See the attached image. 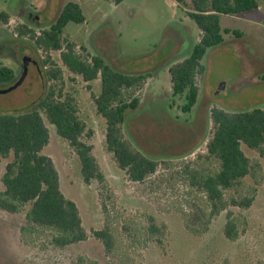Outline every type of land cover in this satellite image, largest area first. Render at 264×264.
<instances>
[{"label":"rangeland","instance_id":"rangeland-1","mask_svg":"<svg viewBox=\"0 0 264 264\" xmlns=\"http://www.w3.org/2000/svg\"><path fill=\"white\" fill-rule=\"evenodd\" d=\"M68 2L78 4L85 18L84 23H69L63 29V37L75 44L76 53L99 56L123 74L150 75L135 94L138 107L125 114L121 126L123 138L135 150L162 162L142 183L129 182L106 150L105 121L97 115L91 98V94H99V80L88 91L81 77L62 65L60 52L46 54L28 37L16 34V29L24 26L18 16L35 15L39 28L30 25L28 29L38 36ZM184 2L186 5L175 0H123L119 4L113 0H0V11L10 12L7 25H0V65L11 68L16 76L12 82L0 84V114L32 110L46 89L62 86L64 93H72L76 99L79 118L91 134H84L82 141L92 146L103 175L101 184L85 185L75 152L48 125L49 143L41 154L53 160L60 190L76 204L89 237L59 250L49 245L47 232L30 234L32 241L26 239L27 233L26 237L21 235L23 213L0 211V264H78L79 257L83 264L161 263L149 238V217L165 224L170 234L169 254L182 257L185 264L208 262L207 246L222 254L232 252L235 245L225 244L217 228L208 240L187 234L184 220L194 222L207 211V204L201 193L184 182V172L206 165L202 156L212 130L211 109L244 112L264 108V0H256L258 7L250 13L220 17V27L231 33L223 34L222 44L204 55L203 72L196 79L198 99L190 113L179 110L185 103L184 95L172 96L168 73L173 64L189 55L199 37L195 23L185 13L190 0ZM47 58L60 70L62 80L51 81L46 73L49 65L43 63ZM241 150L255 170L226 197L241 198L256 192L258 201L264 202V158L245 146ZM10 160L0 159V191L1 176ZM233 211L235 214L237 209ZM104 225L115 243L110 256L91 236Z\"/></svg>","mask_w":264,"mask_h":264},{"label":"trees","instance_id":"trees-1","mask_svg":"<svg viewBox=\"0 0 264 264\" xmlns=\"http://www.w3.org/2000/svg\"><path fill=\"white\" fill-rule=\"evenodd\" d=\"M122 1L113 0L115 4ZM175 1L186 5L184 0ZM257 7L256 0H190V9L185 13L199 30L198 41L185 59L168 69L172 96L184 95L185 103L179 107L181 112L190 113L197 103L196 79L203 72L201 61L204 55L210 48L222 44L223 34L231 33L220 27V17L250 13ZM9 18L8 12L0 11V25H7ZM84 21L80 6L68 2L54 23L38 36L25 26H19L16 34L28 37L37 50L46 54L60 52L62 65L70 73L80 76L88 91L92 90V83L99 80V94H91V98L97 115L105 121L106 150L129 182L142 183L156 173L162 162L135 150L123 138L121 126L125 114L138 107L139 99L135 94L144 87L150 75L123 74L113 70L99 56L76 53L75 44L63 37V29L69 23L82 24ZM232 34L239 35L235 31ZM43 63L45 67L49 65L50 70L46 73L51 81L62 80L60 70L55 68L52 60L47 58ZM15 77L11 68L0 65V83H10ZM209 116L212 130L204 145L206 154L202 156L206 165L202 169L184 172V182L203 195L207 211L194 222L185 219L183 225L187 234L202 240L211 238L217 228L224 243L235 246L231 253L226 250L224 254L211 251L207 246L208 262L196 263L264 264V202L258 201L256 192V195L241 198L226 197L255 170L254 163L245 156L241 146L264 158V108L244 112L214 108ZM48 125L75 152L82 182L85 185L103 182V175L92 155V146L82 141L84 134H91L79 118L74 95L64 93L62 86L57 90L49 87L34 109L0 114V159L11 157L1 176L0 211L24 214L25 226L21 235L26 237L27 233V240L32 241L30 234L47 232L49 245L65 250L86 241L89 236L76 204L60 190L53 160L41 154L49 143ZM211 165L215 168L210 169ZM233 209H237L235 214ZM148 222L150 241L161 258V263L157 264H185L182 257L169 254L170 234L165 224L157 223L153 217H149ZM91 236L100 243L104 254L110 256L115 243L109 228L104 225L100 230L92 231ZM216 258L218 262L214 261ZM173 259L175 263L171 262ZM78 264H83L80 257Z\"/></svg>","mask_w":264,"mask_h":264},{"label":"flooded vegetation","instance_id":"flooded-vegetation-1","mask_svg":"<svg viewBox=\"0 0 264 264\" xmlns=\"http://www.w3.org/2000/svg\"><path fill=\"white\" fill-rule=\"evenodd\" d=\"M8 13L10 14V12H8ZM18 18L22 20V23L24 24V26L26 28H30V25L35 26V27L39 26L38 23L35 22V20L37 21V19H36L35 15H33V14H30L29 16H27V14L24 13V16H21V17L18 16ZM39 65L40 64L37 62L36 63L37 68H39L38 67Z\"/></svg>","mask_w":264,"mask_h":264},{"label":"crops","instance_id":"crops-1","mask_svg":"<svg viewBox=\"0 0 264 264\" xmlns=\"http://www.w3.org/2000/svg\"><path fill=\"white\" fill-rule=\"evenodd\" d=\"M16 37V36H15Z\"/></svg>","mask_w":264,"mask_h":264}]
</instances>
